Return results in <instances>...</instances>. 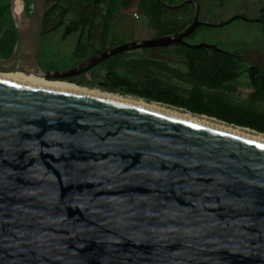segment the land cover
Here are the masks:
<instances>
[{"label": "water", "instance_id": "water-1", "mask_svg": "<svg viewBox=\"0 0 264 264\" xmlns=\"http://www.w3.org/2000/svg\"><path fill=\"white\" fill-rule=\"evenodd\" d=\"M186 4L192 22L180 34L39 77H72L129 50H218L185 39L200 27L246 21L204 24L197 2ZM32 5L23 30L9 0L16 47L0 61V70L24 78L38 72L47 0ZM0 264H264V144L122 103L0 80Z\"/></svg>", "mask_w": 264, "mask_h": 264}, {"label": "rangeland", "instance_id": "rangeland-1", "mask_svg": "<svg viewBox=\"0 0 264 264\" xmlns=\"http://www.w3.org/2000/svg\"><path fill=\"white\" fill-rule=\"evenodd\" d=\"M174 5L185 4L189 0H165ZM199 5V21L204 24L221 25L235 16L244 18L223 27H200L195 34L186 38L189 45L206 44L228 53H239L243 68L240 76L233 82L225 83L220 88L193 82L186 67L184 49L177 46L163 49L146 50V60L135 58L138 79L144 75L151 76L170 86L187 92L200 93L208 98L219 100L229 106L264 115V99H261L252 87L248 67H257L264 72V18L260 20L264 0H195ZM28 17L32 13V0H24ZM68 9L63 18L61 13ZM14 17V0H12ZM192 7L185 5L179 15H166L158 21H151L138 11V0H110L95 11L94 24L63 38L64 30L83 15V8L62 0L59 7L44 23L40 46V57L72 55L77 41L85 45V56L117 45L121 42H142L156 39L159 29L166 28L171 21L186 22L190 20ZM60 22L62 25L54 29ZM13 30L9 12V0H0V30ZM148 53V54H147ZM145 58V57H144ZM87 90L128 96L119 91L109 92L98 86H86L59 82ZM134 98V96H132ZM137 98V97H136ZM151 102V101H148ZM178 110V109H176ZM185 111L183 109H179Z\"/></svg>", "mask_w": 264, "mask_h": 264}, {"label": "trees", "instance_id": "trees-1", "mask_svg": "<svg viewBox=\"0 0 264 264\" xmlns=\"http://www.w3.org/2000/svg\"><path fill=\"white\" fill-rule=\"evenodd\" d=\"M62 0H47V11L45 20L54 13ZM83 8L87 15H83L78 22L71 23L64 33V37L94 24L96 9L110 0H66ZM188 4L174 5L165 0H138V11L151 21H158L166 15H179L180 10ZM68 12L65 9L61 17ZM264 18V8L261 12ZM262 18V19H263ZM192 22V13L189 21H171L166 28L159 29L157 38L177 35L184 32ZM62 25L60 22L54 29ZM197 31V30H196ZM196 33V32H195ZM194 33V34H195ZM193 35V34H192ZM81 45L78 44L77 52H80ZM184 49L186 67L190 79L198 84L220 88L225 83L235 81L240 76L243 68L242 58L239 53H228L210 48ZM246 72L249 75L252 87L257 95L264 99V72L257 67H248ZM110 92L120 90L122 94L131 97L161 103L176 109H183L193 115H203L233 125L239 128H246L255 133L264 135V115L244 109L229 106L219 100L208 98L200 93L187 92L179 88L162 84L152 83L142 86H135L128 81H114L108 86Z\"/></svg>", "mask_w": 264, "mask_h": 264}, {"label": "flooded vegetation", "instance_id": "flooded-vegetation-1", "mask_svg": "<svg viewBox=\"0 0 264 264\" xmlns=\"http://www.w3.org/2000/svg\"><path fill=\"white\" fill-rule=\"evenodd\" d=\"M26 16L29 19L27 15V11H26ZM78 31L81 33L83 29L79 27V29L77 31H74L73 33L78 32ZM64 33H65V30H64ZM63 38H65L64 34H63ZM16 40H17V37H16V33L14 32V30H10L9 28H6L3 31L0 30V61H7L10 58V56L13 54L14 49L16 47ZM133 43H136V42H121L117 45L108 47L107 49L98 51L90 56L84 55L85 45L81 43L80 40L77 41L74 51L72 55L70 56H61V54L58 53L56 54V56L51 55L48 57L41 58L40 51H39L37 70L40 75L37 72V73H34V75L31 74L32 79H24V80H27V82H30L32 84L41 83V85H48V84H53V83L59 84V82H67L70 84H75L77 86H80V85L95 86L96 85L99 88L104 89L106 91H109L108 86L111 82H114V81H125L126 80L135 86H142V85H147V84H152V83L166 84L151 76L144 75L141 80L137 78L138 76L136 74V70H137L136 64L135 62H133V60L135 58L146 60V50L148 49H136V50L125 51L123 53H120L118 55L111 57L105 62L98 64L95 67L83 73H80L78 75H73L72 77H67V78H47V77L40 78L39 77V76H43L41 74H49V75H55V76L66 75L74 71L79 65L84 63L88 58H90L93 55H96L98 53L105 52L108 50H114L116 48L129 45V44H133ZM78 44L81 45L80 52H77ZM172 46H177V48H180V47L186 48L182 45H172ZM172 46H169V47H172ZM169 47L159 48V49L167 50ZM156 49L158 48H154L153 50H156ZM210 49H213V48H210ZM116 91L121 92L120 90H116Z\"/></svg>", "mask_w": 264, "mask_h": 264}, {"label": "bare ground", "instance_id": "bare-ground-1", "mask_svg": "<svg viewBox=\"0 0 264 264\" xmlns=\"http://www.w3.org/2000/svg\"><path fill=\"white\" fill-rule=\"evenodd\" d=\"M14 17H15V22L17 26L19 28H23L24 30L27 27L28 22H29V19L27 18L26 12H25L24 0H14ZM24 79H32L31 74L28 78H24L20 74H17L14 72H5V71L0 70V80H5V81H10V82H15V83H23L25 85H31V86H37V87H43V88H49V89L67 91V92H73V93H78V94L91 96V97H95L99 99L122 103L125 105L133 106V107L144 109L147 111H152V112L163 114L166 116L182 119V120H185L191 123H195V124L209 127V128L222 131L228 134H232V135H235V136H238V137L250 140V141L264 144V135L262 134L255 133L254 131H251L249 129L230 126V125L224 124L222 122H218L217 120H214L208 117L197 116V115H193L188 112H185V111L176 110L175 108L168 107L163 104L146 102L138 98L120 96L116 94L100 92L97 90L92 91V90L82 89V88L73 87V86H66V85L57 84V83L48 84V85H41V83L32 84L30 82H27V80H24Z\"/></svg>", "mask_w": 264, "mask_h": 264}]
</instances>
